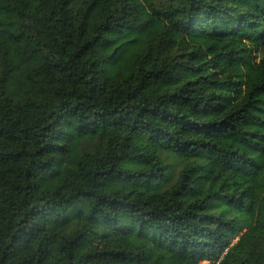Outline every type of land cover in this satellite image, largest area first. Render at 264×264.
Here are the masks:
<instances>
[{"label":"trees","instance_id":"trees-1","mask_svg":"<svg viewBox=\"0 0 264 264\" xmlns=\"http://www.w3.org/2000/svg\"><path fill=\"white\" fill-rule=\"evenodd\" d=\"M262 177L264 0H0V264H264Z\"/></svg>","mask_w":264,"mask_h":264},{"label":"rangeland","instance_id":"rangeland-1","mask_svg":"<svg viewBox=\"0 0 264 264\" xmlns=\"http://www.w3.org/2000/svg\"><path fill=\"white\" fill-rule=\"evenodd\" d=\"M239 137H236L235 138V140H234V144L236 145V146H238L239 145ZM262 185H264V177H262L261 179H260V181H259ZM260 197H261V195L259 196V199H260ZM260 208H261V206H260V203L259 202H257L256 203V205L254 206V209H253V218H255L256 217V214H258L259 212H260ZM237 241V239H235V241L234 242H236ZM202 264H208L207 262H203ZM214 264H218V261H216Z\"/></svg>","mask_w":264,"mask_h":264}]
</instances>
